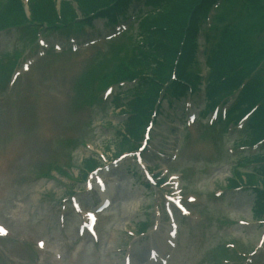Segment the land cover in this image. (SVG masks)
Here are the masks:
<instances>
[{"label": "rangeland", "instance_id": "rangeland-1", "mask_svg": "<svg viewBox=\"0 0 264 264\" xmlns=\"http://www.w3.org/2000/svg\"><path fill=\"white\" fill-rule=\"evenodd\" d=\"M52 1L58 9L70 0ZM72 7L77 18L83 16L75 2ZM24 8L27 11L26 4ZM221 9L219 5L216 10ZM132 22L123 34L116 33L123 25L115 30L99 19L91 27L84 26L79 36L72 30L69 36L79 37L78 41L95 38V44L90 42L77 51L71 49L66 33L42 30L37 43L45 36L51 46L59 42L65 51L52 47L42 58V45L25 49L28 41H23L27 39L24 28L0 32V227L7 231L5 236H0V264H9V261L122 264L130 246L134 254L144 255L151 242L162 243V236L170 228V203L166 195L176 189H181L183 201L190 203L193 213L180 220L176 214L179 228L174 246L170 250L162 248L166 264H241L243 253L255 246L264 218L256 220L254 216L255 195L250 189H227L229 178L239 174L251 183L260 182L259 175L248 173L255 171L254 166L238 164L234 167L238 156L243 152L252 154L254 150L235 147V142L243 135L242 130L223 134L216 120L209 122V116L199 115L193 120L188 117L186 125L184 100L173 108L164 103L163 116L154 129L155 144L144 153L149 169L158 166L151 172L161 174L155 176L165 181L161 187L154 182L151 183L153 188L144 186L139 171L136 174L128 168L134 161L131 158L123 164L120 162L119 167L113 162L110 168L115 171L111 175L121 176L122 181L116 195L110 197L113 203L99 215L98 241L79 237L76 232L79 220L69 204L67 208L61 207V198L72 189L84 203L89 197H96L83 189V159L90 156L100 158L101 162L113 160L118 152L127 150L122 149L120 134L124 132L121 125L124 117L112 103L115 91L120 89L115 86L113 94L107 92L108 95L102 96L101 93L97 100L95 94H75L73 86L77 77L85 72L79 88L82 91L91 86L95 88L93 78L97 65L114 68L116 58L110 59L108 54L118 53L122 46L127 48L124 54L127 53V44L132 46ZM198 43L196 63L205 73L206 52L201 49H208V45L203 43V38ZM5 53H9V61ZM14 54L22 55L17 69L26 73L6 89L7 77L2 78V68L10 64ZM34 58L30 64L33 66L25 71L23 63H30ZM108 71L103 69L102 73ZM192 99L193 107L202 106V92L187 100ZM159 151L161 156L157 154ZM62 166L70 167L68 175H64ZM248 181L243 183L248 184ZM60 213H65L63 222ZM158 218L160 227L155 229L153 224ZM145 219L148 220L147 233L135 236L139 235V222ZM40 239L45 241L43 251L37 245ZM229 242H235V248L241 250L237 252L238 262H219L221 254L228 258L233 256L235 248L231 250L227 246ZM35 249L41 253V258L44 255L43 262L36 261ZM33 250L35 255L31 257ZM256 263L264 264V253Z\"/></svg>", "mask_w": 264, "mask_h": 264}, {"label": "trees", "instance_id": "trees-1", "mask_svg": "<svg viewBox=\"0 0 264 264\" xmlns=\"http://www.w3.org/2000/svg\"><path fill=\"white\" fill-rule=\"evenodd\" d=\"M218 1L222 9L216 11L205 36L207 108L237 92L229 109L230 119L255 107L242 143L251 145L264 140V0H144L152 9L140 18L137 34L132 40L129 38L132 46L126 43V54L127 48L122 46L118 53L109 56L116 58L113 69L109 65L105 68L97 65L93 78L96 85H104L110 79L136 80L133 87L124 91L128 99L116 105L123 106L121 112L127 114L122 123L126 145L131 147V140L138 141L142 137L162 93L179 99L199 90L203 78L194 63L197 35L208 10ZM72 2L86 19L94 13L114 23L117 16L126 14L134 0H70L61 6L60 16L54 1L30 0L31 22L52 24L73 19ZM28 21L21 0H0V28ZM103 69L110 71L102 73ZM98 162L94 157L83 159L85 168H92ZM245 162L260 165L255 172L264 186V153L246 157ZM234 177L229 178L228 186L248 181L240 174ZM255 188L264 199V189ZM262 212L256 213L257 216Z\"/></svg>", "mask_w": 264, "mask_h": 264}, {"label": "snow or ice", "instance_id": "snow-or-ice-1", "mask_svg": "<svg viewBox=\"0 0 264 264\" xmlns=\"http://www.w3.org/2000/svg\"><path fill=\"white\" fill-rule=\"evenodd\" d=\"M0 233H6V229L3 227H0ZM41 246H43V242H41Z\"/></svg>", "mask_w": 264, "mask_h": 264}, {"label": "bare ground", "instance_id": "bare-ground-1", "mask_svg": "<svg viewBox=\"0 0 264 264\" xmlns=\"http://www.w3.org/2000/svg\"><path fill=\"white\" fill-rule=\"evenodd\" d=\"M134 264H136V261L134 262Z\"/></svg>", "mask_w": 264, "mask_h": 264}]
</instances>
